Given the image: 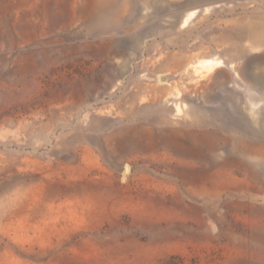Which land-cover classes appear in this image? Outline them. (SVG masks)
<instances>
[{"label": "rangeland", "instance_id": "374dc122", "mask_svg": "<svg viewBox=\"0 0 264 264\" xmlns=\"http://www.w3.org/2000/svg\"><path fill=\"white\" fill-rule=\"evenodd\" d=\"M241 1L0 0V264H264Z\"/></svg>", "mask_w": 264, "mask_h": 264}, {"label": "crops", "instance_id": "0c3cea01", "mask_svg": "<svg viewBox=\"0 0 264 264\" xmlns=\"http://www.w3.org/2000/svg\"><path fill=\"white\" fill-rule=\"evenodd\" d=\"M244 1H247V0H244ZM193 12H196V9H194L192 11H190V9H188V14L187 15H189L190 13H193ZM249 12H250L249 15L247 13V15L245 16V20L246 21H245L244 25H245L246 36H247V39H245V40L252 41L253 42L254 41V37H255V35H254V28L255 27H260L261 28L260 29V33L264 35V21L263 22L254 21V16H253L252 12L251 11H249ZM187 15H184L183 16V19H182V29H183V31L186 28H189L194 23H196V21H198V20H196V16H195V20H194L195 22L194 23H191L190 22V19L187 18ZM214 25H216V24H214ZM193 58H195V55L189 54V55H187V58H186L187 60L186 59L185 60L188 63L189 60H191ZM169 71L170 72H175V71L178 72L180 70H169Z\"/></svg>", "mask_w": 264, "mask_h": 264}]
</instances>
